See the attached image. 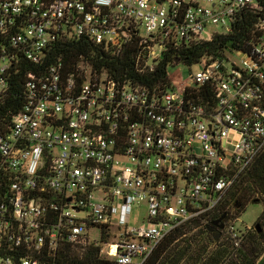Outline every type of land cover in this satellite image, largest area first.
Instances as JSON below:
<instances>
[{"label":"built area","instance_id":"1","mask_svg":"<svg viewBox=\"0 0 264 264\" xmlns=\"http://www.w3.org/2000/svg\"><path fill=\"white\" fill-rule=\"evenodd\" d=\"M244 28L239 49L163 67ZM68 40L132 56L136 76L86 61L66 73L62 60L26 76V104L0 136V264H51L64 244L146 264L207 223L264 152V0H0V106L24 62ZM179 65L200 70L183 80ZM226 230L240 248L236 222Z\"/></svg>","mask_w":264,"mask_h":264},{"label":"trees","instance_id":"2","mask_svg":"<svg viewBox=\"0 0 264 264\" xmlns=\"http://www.w3.org/2000/svg\"><path fill=\"white\" fill-rule=\"evenodd\" d=\"M250 34V28H244L236 33L235 37L219 36L210 43L182 48L173 52L163 67H166L168 62L174 63L176 60L191 65L207 58H216L228 45L234 49L241 48ZM59 60L63 61L66 73L74 72L81 61H86L96 69L106 68L121 78L136 76L132 56L112 58L102 49L95 48L83 40L59 42L41 65L28 62L22 64V70L14 78V84L0 106V136L10 134L14 117L26 104V76L29 73L41 75L51 64ZM255 204L264 207V152L240 177L224 203L211 215L207 223L203 220L193 221L171 234L158 246L146 264H264V244L258 241L262 239L258 230L257 234H249L247 243L242 248H236L230 239L231 243L225 241L224 234L216 240L220 233L213 235L209 231L210 228H215L212 225L224 216L225 223L231 218L230 206L235 208L236 214H233V217H236L242 214L247 206ZM260 222L264 224V211L260 216ZM107 237L105 233L104 239ZM101 249V246L64 244L59 247L55 256L47 257L44 261L51 264H118L101 256Z\"/></svg>","mask_w":264,"mask_h":264},{"label":"rangeland","instance_id":"3","mask_svg":"<svg viewBox=\"0 0 264 264\" xmlns=\"http://www.w3.org/2000/svg\"><path fill=\"white\" fill-rule=\"evenodd\" d=\"M236 59H239V58L236 57ZM176 69H179L180 74H181V78L183 80H187L191 73H196L200 70L199 67H194V68L190 69L184 65H179L178 67H176ZM229 210H230L231 218L226 222V228L231 223L236 222V226L238 227V230L243 234L242 236H244L240 248H242V246L247 243L246 240L249 238L250 233L257 234V231H256L257 225L260 226V229H261L260 235H262V239H258V241H260V243L264 244V224H262L260 222V216L262 215V213L264 211V207L261 204H255V205L247 206L245 211L242 214L240 213L236 217H233L234 216L233 214H236L235 208L233 206H230ZM144 214H145L144 209L134 207L132 210V213L130 215V219H131V220H129L130 225L131 226H137ZM213 235H218V232H215V233L213 232ZM91 236L94 239H97L98 238V232L96 231ZM224 238H225V241H229V236H228L227 230L224 231Z\"/></svg>","mask_w":264,"mask_h":264},{"label":"water","instance_id":"4","mask_svg":"<svg viewBox=\"0 0 264 264\" xmlns=\"http://www.w3.org/2000/svg\"><path fill=\"white\" fill-rule=\"evenodd\" d=\"M225 218H226V216H224L221 220L215 222V223L212 225V227H217V228H219V229H223V226L220 227V226H219V223L222 222L223 220H225ZM211 230H212V229L210 228L209 231H211ZM256 230H258V232H261V230H260V226H259V225L256 226ZM220 237H221V234H219V235L216 237V240H218Z\"/></svg>","mask_w":264,"mask_h":264},{"label":"flooded vegetation","instance_id":"5","mask_svg":"<svg viewBox=\"0 0 264 264\" xmlns=\"http://www.w3.org/2000/svg\"><path fill=\"white\" fill-rule=\"evenodd\" d=\"M219 226H223V229H219L217 227L212 228L211 232L215 233V232H219L221 234V236L224 234V231L226 230V223L224 222V220L222 222L219 223Z\"/></svg>","mask_w":264,"mask_h":264}]
</instances>
